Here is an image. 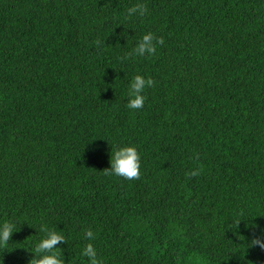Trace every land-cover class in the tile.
Instances as JSON below:
<instances>
[{"label":"trees","instance_id":"1","mask_svg":"<svg viewBox=\"0 0 264 264\" xmlns=\"http://www.w3.org/2000/svg\"><path fill=\"white\" fill-rule=\"evenodd\" d=\"M147 32L164 43L139 57ZM128 144L138 179L109 174ZM4 222L0 264H29L41 224L64 264L88 243L102 264H264V0H0Z\"/></svg>","mask_w":264,"mask_h":264},{"label":"clouds","instance_id":"2","mask_svg":"<svg viewBox=\"0 0 264 264\" xmlns=\"http://www.w3.org/2000/svg\"><path fill=\"white\" fill-rule=\"evenodd\" d=\"M136 11V8L128 10L127 15L131 16ZM162 38L155 37L153 33L147 32L138 41L137 46L133 51L139 56L144 57L147 52L152 55L156 52V45L163 44ZM153 85L151 78H145L143 75L137 74L133 76L129 82L127 93L126 107L130 110H140L145 103V89ZM109 174L124 177L128 180L138 179L141 175V157L135 145H123L116 147L111 146ZM192 175H196L193 172ZM14 222L0 223V246H6L14 232ZM39 231L45 235L35 245L34 256L30 259L29 264H64V259L59 254V244L65 240L62 233L41 224ZM85 238L88 240L94 239L92 231H86ZM254 243H260L264 247V242L256 240ZM81 255L87 257L89 264H102L98 259L97 251L92 243H88L82 250Z\"/></svg>","mask_w":264,"mask_h":264}]
</instances>
